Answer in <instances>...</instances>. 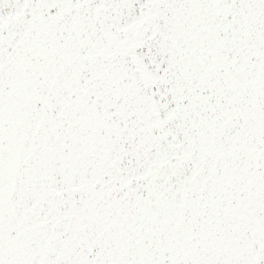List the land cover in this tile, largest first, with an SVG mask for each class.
Masks as SVG:
<instances>
[{"label":"snow or ice","instance_id":"6c2138e0","mask_svg":"<svg viewBox=\"0 0 264 264\" xmlns=\"http://www.w3.org/2000/svg\"><path fill=\"white\" fill-rule=\"evenodd\" d=\"M0 264H264V0H0Z\"/></svg>","mask_w":264,"mask_h":264}]
</instances>
